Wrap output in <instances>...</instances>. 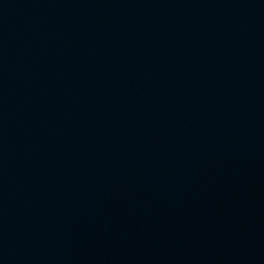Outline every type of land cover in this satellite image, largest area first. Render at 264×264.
Returning <instances> with one entry per match:
<instances>
[{"label": "water", "instance_id": "water-1", "mask_svg": "<svg viewBox=\"0 0 264 264\" xmlns=\"http://www.w3.org/2000/svg\"><path fill=\"white\" fill-rule=\"evenodd\" d=\"M0 264H264V0H0Z\"/></svg>", "mask_w": 264, "mask_h": 264}]
</instances>
